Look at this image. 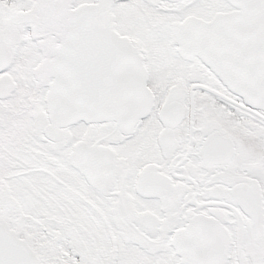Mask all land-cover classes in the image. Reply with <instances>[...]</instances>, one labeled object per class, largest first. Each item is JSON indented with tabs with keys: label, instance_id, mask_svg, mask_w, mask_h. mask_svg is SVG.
<instances>
[{
	"label": "snow or ice",
	"instance_id": "1",
	"mask_svg": "<svg viewBox=\"0 0 264 264\" xmlns=\"http://www.w3.org/2000/svg\"><path fill=\"white\" fill-rule=\"evenodd\" d=\"M0 264H264V0H0Z\"/></svg>",
	"mask_w": 264,
	"mask_h": 264
}]
</instances>
